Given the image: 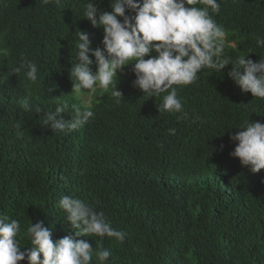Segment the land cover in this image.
<instances>
[{"label":"trees","instance_id":"16d2710c","mask_svg":"<svg viewBox=\"0 0 264 264\" xmlns=\"http://www.w3.org/2000/svg\"><path fill=\"white\" fill-rule=\"evenodd\" d=\"M86 2L0 0V214L20 222L21 247L30 246L31 222L43 221L54 241L70 234L59 207L67 195L127 233L123 243L78 238L108 249L107 264H264V169L254 174L242 166L229 139L248 119L264 123V100L242 93L228 65L178 88L186 118L159 113L162 98L133 87L128 66L117 81L119 105L110 91L82 104L69 77L78 31L89 34L93 48L103 47V29L83 15ZM218 2L213 18L226 31L225 54L235 61L251 49L247 58L258 62L264 0ZM98 6L112 11L110 0ZM22 58L37 64L35 83L23 71L12 74ZM62 101L70 106L65 121L71 105L94 117L68 134L53 132L45 113ZM91 264H101L95 252Z\"/></svg>","mask_w":264,"mask_h":264},{"label":"clouds","instance_id":"9594fccd","mask_svg":"<svg viewBox=\"0 0 264 264\" xmlns=\"http://www.w3.org/2000/svg\"><path fill=\"white\" fill-rule=\"evenodd\" d=\"M41 2L48 4L51 0ZM55 2L59 4L60 0ZM99 3L100 0H87L83 15L93 27L103 29V47L93 48L89 34L78 31L76 62L69 69L72 93L110 91L119 105L124 95L117 81L131 66L133 87L148 98H162L159 113L186 118L178 88L196 83L204 70L221 73L232 65L227 75L241 92L264 100V57L258 62L247 58L253 53L251 49L235 61L225 54L226 31L213 18L221 10L218 0H110L111 12L102 11ZM255 40L258 47H264V36H255ZM22 71L27 80L37 81L34 61L22 58L12 74ZM69 108L68 102L62 101L55 111L45 113L44 123L53 132L68 134L94 117L90 108L71 105V119L65 121L62 114ZM36 111L40 113L41 108ZM236 129L239 131L229 135L235 144L230 155L251 173H259L264 169V123L248 119ZM169 131L174 134L175 130ZM17 134L22 135V130ZM59 207L70 223V234L54 241L52 229L43 221L31 222L26 233L30 246L23 248L18 238L20 222L0 214V264H91L94 252L101 264H107L111 256L108 249L96 250L87 240L78 238L106 236L123 243L127 233L113 228L104 212L79 198L64 195Z\"/></svg>","mask_w":264,"mask_h":264},{"label":"rangeland","instance_id":"374dc122","mask_svg":"<svg viewBox=\"0 0 264 264\" xmlns=\"http://www.w3.org/2000/svg\"><path fill=\"white\" fill-rule=\"evenodd\" d=\"M77 98L80 100L82 104L91 105L93 99H98L99 95L95 94H88L87 92L76 94Z\"/></svg>","mask_w":264,"mask_h":264}]
</instances>
